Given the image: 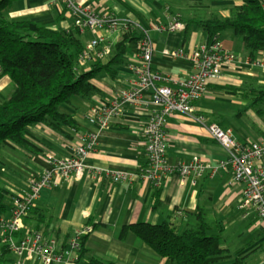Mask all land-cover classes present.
Here are the masks:
<instances>
[{"label":"crops","instance_id":"1","mask_svg":"<svg viewBox=\"0 0 264 264\" xmlns=\"http://www.w3.org/2000/svg\"><path fill=\"white\" fill-rule=\"evenodd\" d=\"M76 3L96 14H111L121 22H129L141 34L149 33L154 44L152 70L185 80L194 73L193 62L167 52L183 51L188 56L194 53L199 45L208 42L199 23L215 16L229 17L232 8L242 1L76 0ZM5 12L12 22H32L53 30H71L78 18L70 15L61 0H10ZM176 21L185 25L183 31L155 29ZM124 34L94 30L84 32L81 39L86 48L98 36L102 37L100 47L109 49L103 56L108 62L118 54ZM221 40L235 59L224 65L221 77L209 84L196 103V114L204 118L205 125L182 114L171 115L166 125L168 161L189 163L199 157L208 166L201 178L192 175L184 179L174 173L157 186L142 177L147 163L143 131L150 117V105L128 108L103 130L89 122L96 107L112 100L121 90L132 88L135 81L132 68L140 63V44L133 41L125 45L122 64L115 68L114 78L107 73L98 74L90 82L95 91L88 98L74 97L69 104L59 107L76 128L53 130L42 123L33 124L27 128V139L34 148L10 142L1 147L0 186L7 194L6 201L12 204L14 197L28 190L33 178L50 168L48 157L69 158L86 135L97 136L84 176L58 180L52 190L43 191L35 204L38 213L24 220L23 235L39 233L66 246L77 232L90 229L76 259L61 264H169L132 232L124 235L122 231L135 224L157 225L167 220L183 231L195 225V215L202 213L227 253L216 264H264V223L255 212L240 208L243 187L234 182L231 170L224 166L227 152L206 128L216 124L230 130L240 145L264 139V109L261 114L253 106L264 88V68L250 61L243 38L232 30L224 31ZM92 66L93 62L87 60L79 66V75L90 72ZM15 90L11 79L3 77L0 104L11 98ZM257 163L264 165V161ZM95 168L130 173L137 178L131 183L113 184L106 177H95ZM10 212L1 217L9 218ZM39 222L43 224L41 230L32 232ZM2 247L0 243V256ZM14 260L9 253L2 263L13 264Z\"/></svg>","mask_w":264,"mask_h":264},{"label":"built area","instance_id":"2","mask_svg":"<svg viewBox=\"0 0 264 264\" xmlns=\"http://www.w3.org/2000/svg\"><path fill=\"white\" fill-rule=\"evenodd\" d=\"M61 1L70 15L78 17L76 26L82 32L108 30L114 33L135 28V25L121 22L111 14L99 15L79 6L76 0ZM184 28L185 25L179 21L169 26L155 27L158 32L172 33L181 32ZM143 35L139 41L140 63L132 68L135 75L132 88L121 90L112 100L96 107L89 122L103 130L128 108L150 105V117L143 131L147 163L142 177L157 186L174 173L184 179L192 175L201 178L208 166L199 157H194L189 163L172 164L168 161L167 121L173 114H182L205 125L204 118L196 114V103L205 95L209 84L221 77L224 65L233 62L235 57L224 48L220 35L199 45L189 56L183 51L167 52L173 57L191 60L194 66V73L185 80L173 79L152 70L153 40L146 31H143ZM103 40L98 36L86 46L79 57L80 65L93 54L103 57L109 52L106 47H103L102 52H97ZM253 64L264 68L262 59ZM3 77L0 64V80ZM206 128L211 138L227 152L228 159L224 166L231 170L234 182L243 187L240 208L255 212L264 223V165L257 163L264 161V139L250 145H240L230 130H224L216 124L206 125ZM96 144L97 136L89 134L83 138L71 157H48L50 168L33 178L27 191L13 198L10 217H0V243L14 257L13 264H61L76 259L82 248V239L91 232L90 229L77 232L66 246H61L55 239L39 233L23 235L24 220L35 208L43 191L52 190L58 180L65 181L72 177L80 179L84 176L88 168L87 159ZM93 170L95 177H106L113 184L131 183L137 178V175L125 172L101 168Z\"/></svg>","mask_w":264,"mask_h":264},{"label":"trees","instance_id":"3","mask_svg":"<svg viewBox=\"0 0 264 264\" xmlns=\"http://www.w3.org/2000/svg\"><path fill=\"white\" fill-rule=\"evenodd\" d=\"M241 1L242 4L232 8L229 17L215 16L201 21L199 26L208 41L232 30L243 38L251 62L264 60V0ZM9 2L0 0V64L4 77L11 79L16 90L11 98L0 104V149L8 142L31 149L33 145L27 139V128L37 123L53 130L66 126L76 128L73 120L63 115L59 107L69 104L74 97L88 98L95 91L90 82L98 74L107 73L114 78L115 68L122 64L125 45L139 42L144 35L135 28L122 30L125 34L118 45V54L108 62L96 54L91 55L88 61L93 62L92 70L79 75V57L85 50L81 39L84 32L77 26L66 31L32 22H12L5 12ZM103 50L99 47L97 52ZM253 106L262 114L264 88L259 91ZM155 198L158 202V195ZM6 199L7 194L0 186V217L11 210ZM36 213L38 211L33 208L30 215ZM195 220V225L183 231L179 225L167 220L157 225H131L124 228L122 234L132 232L169 264H216L224 260L226 250L220 244V237L212 234L213 229L205 216L196 214ZM42 225L39 222L32 232L40 231ZM85 242L86 237L82 244ZM1 250L0 264H3L9 251L5 247Z\"/></svg>","mask_w":264,"mask_h":264}]
</instances>
